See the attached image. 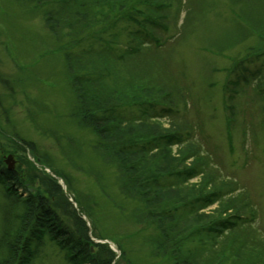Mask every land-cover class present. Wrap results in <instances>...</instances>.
Here are the masks:
<instances>
[{
  "label": "rangeland",
  "instance_id": "1",
  "mask_svg": "<svg viewBox=\"0 0 264 264\" xmlns=\"http://www.w3.org/2000/svg\"><path fill=\"white\" fill-rule=\"evenodd\" d=\"M45 10L32 0H0V158L12 157L28 189L21 194L36 195L48 176L89 225L92 241L118 251V264H171L152 246L155 229L124 188L117 159L78 116L83 95L101 107H126L127 118H139L143 103H156L159 113L171 107L133 124L141 133L180 131L188 139L166 158L158 148L148 162L181 171L161 206L214 198L186 216L193 231L252 211L258 216L224 235L204 232L202 243L191 245L195 258L187 257L196 264L223 257L222 264H264V0H79L71 16L57 15L55 31ZM87 30H95L94 39H85ZM146 35L162 46L143 44ZM133 47L140 52L128 56ZM98 73L107 77L77 81ZM191 168L196 175L185 171ZM24 212L23 205L9 209L0 191V262L8 254L3 236L15 237ZM30 240L31 264H69L49 237Z\"/></svg>",
  "mask_w": 264,
  "mask_h": 264
},
{
  "label": "trees",
  "instance_id": "2",
  "mask_svg": "<svg viewBox=\"0 0 264 264\" xmlns=\"http://www.w3.org/2000/svg\"><path fill=\"white\" fill-rule=\"evenodd\" d=\"M32 1L41 6L42 9H46L44 11L45 21L48 27L55 31L57 27L54 24L59 23L56 20L57 15L71 16L79 0ZM72 1H76V4L73 5ZM56 7H59V9L56 10ZM114 16L121 18L118 13ZM89 17L90 13H84L81 15V21ZM131 20L133 21V19ZM93 22L95 23V21ZM86 32L89 35L85 39L95 38L93 37L95 30H87ZM105 77H107L105 73L104 77L98 73L96 78L88 77V80L84 81L87 77L80 76L77 81H99L105 79ZM74 88L79 89L80 84L74 83ZM82 98V105L78 112L80 121L96 131L100 140L104 142L108 154L117 159L126 180L124 188L142 202L145 221L149 222L155 229L152 238L150 237L152 246L163 257L169 256L171 264H196L194 252L190 248H192V243H202L200 236L204 232H207V235H224L241 227L252 226L257 215L255 211H252L248 217L238 215L210 225L215 228H201L194 231L187 229V226H184L186 216L189 218L190 215H193L191 214L192 211H195L194 209H197L201 202L205 204L201 205V209H205L215 199L206 198V200H203L202 198L195 199L192 202L182 200L183 205H176L170 209L161 206L164 201L163 194L166 191L177 189L175 187L177 186L175 175L179 176L181 171L162 170L156 159L154 167L151 163L150 166L148 165L150 158L156 156L152 153L157 151L158 148L163 152L162 158H166L170 155V149L175 145L185 144L188 140L187 137L180 131L167 133L166 135H153L155 131L150 128L141 133L133 126V124L147 121V119L152 121L163 117L155 111L156 103L141 104L139 118L136 116L127 118L123 112L126 107L121 105L110 107L104 105V107H101L97 105L99 101L96 98L94 101H85L84 95ZM29 146L32 147V145ZM185 171L193 175L197 174L195 168ZM180 178L182 180V176L178 177L177 180H180ZM171 180L174 181L171 182ZM55 184L56 181L50 177H44L40 180L37 194L24 198L21 191L28 193V189L24 188L23 176L7 171L0 158V191L4 193L7 199L9 209L18 205H23L25 209L15 237L9 238L11 236L9 233V235H5V233L3 236L1 242L8 249V254L0 264H31L33 253L28 240L31 241L30 239L33 237L42 240L45 236L49 237L61 250L66 252L69 264H118L116 253L107 245L95 244L91 240L86 223L73 209V206L67 202L62 191L58 190ZM6 220H4V223H6L5 229L8 227ZM195 254H198V252ZM187 255H192L194 258L187 257ZM224 258L217 261V264L224 263Z\"/></svg>",
  "mask_w": 264,
  "mask_h": 264
},
{
  "label": "water",
  "instance_id": "3",
  "mask_svg": "<svg viewBox=\"0 0 264 264\" xmlns=\"http://www.w3.org/2000/svg\"><path fill=\"white\" fill-rule=\"evenodd\" d=\"M10 160H11V159H10ZM7 163H8V165H9V168H11V167H10V162H7Z\"/></svg>",
  "mask_w": 264,
  "mask_h": 264
}]
</instances>
